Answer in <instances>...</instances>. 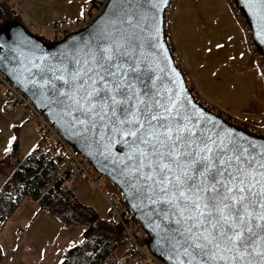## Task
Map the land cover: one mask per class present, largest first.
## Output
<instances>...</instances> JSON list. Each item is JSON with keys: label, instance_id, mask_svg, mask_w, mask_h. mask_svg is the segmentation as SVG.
Segmentation results:
<instances>
[{"label": "snow or ice", "instance_id": "6c2138e0", "mask_svg": "<svg viewBox=\"0 0 264 264\" xmlns=\"http://www.w3.org/2000/svg\"><path fill=\"white\" fill-rule=\"evenodd\" d=\"M140 48L130 36L102 40L89 60L77 62L81 67L59 70L71 79L55 78L74 91L58 94L132 138L138 178L151 182L159 202L184 225L180 247L172 249L179 264H264V151L254 155L232 140L206 135L176 102L142 99L152 94L137 88Z\"/></svg>", "mask_w": 264, "mask_h": 264}, {"label": "water", "instance_id": "95a60500", "mask_svg": "<svg viewBox=\"0 0 264 264\" xmlns=\"http://www.w3.org/2000/svg\"><path fill=\"white\" fill-rule=\"evenodd\" d=\"M230 1L251 30L253 44L264 63V0ZM170 3L109 0L86 28L49 44L20 22L4 23L0 26V71L34 102L72 149L121 193L148 235L149 252L166 264H179L172 249H179V230L184 225L169 205L159 202V194L148 186L151 182L146 184L138 178L132 138L110 131L107 120H93L78 111L77 105L58 94L74 91L72 86L55 78L63 74L70 80L67 71L59 70L81 67L77 62L89 60L102 40L122 42L124 37H133L141 44L138 55L143 62L142 83L137 88L152 94L142 95V99L150 104L159 100L165 106L176 102L182 115L192 117L193 123L198 121V128L206 135H219L259 155L264 151V135L227 121L220 111L202 105L193 96L165 37V12ZM156 111L162 113V109Z\"/></svg>", "mask_w": 264, "mask_h": 264}, {"label": "crops", "instance_id": "0c3cea01", "mask_svg": "<svg viewBox=\"0 0 264 264\" xmlns=\"http://www.w3.org/2000/svg\"><path fill=\"white\" fill-rule=\"evenodd\" d=\"M89 1L18 0L13 7L26 25L30 20H75L86 14ZM174 3L176 10L170 14L168 37L182 59L187 82L199 99L227 111L246 127L264 125V73L259 67L260 57L252 54L250 42L245 40L246 24L234 16L233 2L174 0ZM36 31L50 33L42 28ZM4 102L0 88V154L7 151L14 127L18 128L21 159L36 147L46 150L48 139L39 136V121L25 119L21 109L13 113L4 111ZM8 178L0 176V191ZM79 235L74 227L40 210L36 201L24 198L0 226L3 253L0 264H59L64 249L72 246Z\"/></svg>", "mask_w": 264, "mask_h": 264}, {"label": "trees", "instance_id": "16d2710c", "mask_svg": "<svg viewBox=\"0 0 264 264\" xmlns=\"http://www.w3.org/2000/svg\"><path fill=\"white\" fill-rule=\"evenodd\" d=\"M96 2L97 0L89 1L87 12H90ZM14 21L22 23L13 4L0 0V26ZM165 37H168L167 30ZM41 38L48 44L59 39ZM170 49L172 51L173 48ZM183 74L187 80L184 71ZM190 89L195 99L200 101L193 88ZM243 127L248 129L244 125ZM13 130L14 135L7 151L0 154V176L9 177L0 191V226L24 198H29L37 202L40 210L55 216L63 224L82 229L81 240L64 249L59 264H126L132 250L122 227L109 218L99 217L92 206L80 202L68 187L66 190L62 189L63 184L57 179L62 155L36 147L21 159L18 128L14 127ZM147 240L148 235L144 232L142 243L146 245ZM2 258L0 247V262Z\"/></svg>", "mask_w": 264, "mask_h": 264}, {"label": "built area", "instance_id": "2783aa9c", "mask_svg": "<svg viewBox=\"0 0 264 264\" xmlns=\"http://www.w3.org/2000/svg\"><path fill=\"white\" fill-rule=\"evenodd\" d=\"M8 3L17 4L18 0H3ZM109 0H97L96 4L91 8L90 12L83 14L75 20L71 21H49V22H38L30 20L26 23V28L32 29H45L54 34L57 38H63L64 36L79 31L86 28L93 20H95L101 12L104 10L107 2ZM233 8V14L239 20L244 21L241 13L235 7ZM176 10V5L174 0H171L168 8L165 12V29L168 30L170 14ZM247 27V26H246ZM245 30V40L250 42V49L252 54L256 55L258 50L252 41V33L249 27ZM167 43L173 48L172 40L170 37L166 38ZM172 58L176 66L182 71V59L174 48L171 51ZM259 67L264 73V63L259 55ZM183 72V71H182ZM191 86V85H190ZM0 88L3 89V94L5 97V102L3 105V110L8 113H13L18 109L23 111L25 119L36 118L39 121V136L42 139H48L52 142V145L56 147L62 155V160L58 165V175L57 179L63 184L62 189L66 190L68 186L65 184H70L74 176H79L81 179L85 180L87 183L94 184L101 195L103 196L105 202L108 205V218L116 224L122 227L123 233L127 237V243L131 248V255L126 262V264H166L162 262L159 258L154 256L149 252L146 245L142 243V237L144 231L134 216V213L128 208L125 201L122 198L121 193L112 192L104 189L101 184V175H99L92 166L85 160L79 153L72 149V147L62 138L58 130L54 125L47 120L43 115L42 111L34 104V102L23 93L16 85H14L6 77L4 73L0 71ZM195 93V92H194ZM197 95V94H196ZM200 100V99H199ZM202 105L214 108V111H220L222 117L227 121L234 123L235 125H243L234 120V118L228 114L227 111L219 110L211 105H208L204 101L200 100ZM244 128V127H243ZM250 132L258 135H264L263 128L247 127Z\"/></svg>", "mask_w": 264, "mask_h": 264}, {"label": "rangeland", "instance_id": "374dc122", "mask_svg": "<svg viewBox=\"0 0 264 264\" xmlns=\"http://www.w3.org/2000/svg\"><path fill=\"white\" fill-rule=\"evenodd\" d=\"M244 24H246V23L244 22ZM246 26H247V24L245 25V29L248 27V26L247 27ZM31 31L34 32L39 37H50V39L56 38L54 36V34L50 31H48V32H50L48 34H43L40 31H36V29H33ZM190 37L192 39L193 35L190 34ZM190 53H191V50H190ZM182 70L185 72L186 77H187V73L183 67H182ZM189 86H190V84H189ZM190 87H192V86H190ZM209 105L216 107L215 105L210 104V103H209ZM216 108L219 109V107H216ZM33 119H35V118H33ZM254 127L264 128V125H255ZM47 144H48V148L46 150H49L52 152L58 151L56 149V147L54 145H52V142L50 140H47ZM5 169H7V168H5ZM65 186H68V188L74 193V195L80 200V202H82L83 204L92 206L96 210L99 217H101V218H108L109 217L108 216V205L104 201L103 196L101 195V193L99 192V190L97 189V187L94 184L87 183L85 180L81 179L79 176H74L72 182L70 184L66 183ZM100 186H102L104 189H106L108 191L117 192V189L104 176H101ZM24 207H26V206H24ZM72 227H74L75 229H77L78 232H80L78 239H76L74 241L75 242L74 244H76L82 238V236H81V234H82L81 230L82 229L78 226H72Z\"/></svg>", "mask_w": 264, "mask_h": 264}]
</instances>
